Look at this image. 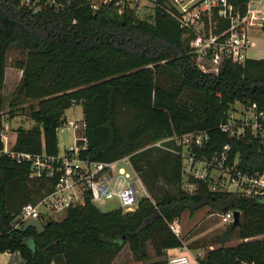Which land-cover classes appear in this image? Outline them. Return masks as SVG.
Returning a JSON list of instances; mask_svg holds the SVG:
<instances>
[{
    "label": "trees",
    "instance_id": "trees-1",
    "mask_svg": "<svg viewBox=\"0 0 264 264\" xmlns=\"http://www.w3.org/2000/svg\"><path fill=\"white\" fill-rule=\"evenodd\" d=\"M120 0L96 6L91 0H42L33 12L20 0H0V90L7 54L20 50L22 78L9 103L11 114L25 115L29 128L19 127L12 151L59 155L58 129L75 105L83 110L88 150L97 162L129 157L137 161L152 152L163 157L166 181H177V193L165 190L155 199L141 198L133 211L102 212L88 200L56 221L16 218L28 204H37L54 186L51 179L31 177V165L2 153L0 140V253L19 252L24 264H113L128 246L138 262L183 248L184 239L169 227L185 212L194 216L205 207L226 214L239 211V225L230 224L219 248L208 250L199 264H264V197L228 192L210 180L192 178L193 193L181 188L182 156L153 146L173 136L205 131L208 140L195 147L197 158H209L229 145V161L243 173L264 172V138L246 131L232 139L221 130L237 102L257 104L264 111V58L244 64L224 61L217 74L200 71L169 0H154L153 22L138 19ZM244 7L248 0H230ZM124 2V0H123ZM2 127L0 131H2ZM169 168V167H168ZM141 178V177H140ZM142 181V180H141ZM151 192V183L143 177ZM193 214V215H192ZM241 242L225 247L234 234ZM158 264V263H150Z\"/></svg>",
    "mask_w": 264,
    "mask_h": 264
},
{
    "label": "built area",
    "instance_id": "built-area-1",
    "mask_svg": "<svg viewBox=\"0 0 264 264\" xmlns=\"http://www.w3.org/2000/svg\"><path fill=\"white\" fill-rule=\"evenodd\" d=\"M41 2L42 0H20L21 5L35 13L42 8ZM175 2L180 4V9L170 3L179 13L176 18L187 31L186 36L194 34L190 48L198 61L196 66L204 70L199 69L200 71L217 74L224 61L244 64L249 59L248 53L252 48L249 31L253 28L264 29V0H248L244 7L235 5L230 0H188L184 4L179 0ZM122 3L123 0H120L117 5ZM236 104L243 105L242 111L237 112L238 107L234 108L228 121L221 125V130L232 139L243 138L246 131L257 138H264V111H260L255 103ZM234 113H239L240 117L235 119ZM68 125L74 131L75 146L63 155L52 157L44 153H17L7 148L2 151L18 162H29L31 177L54 181L52 192L39 203L26 205L17 220L38 221L48 217L46 210L67 213L72 208L85 205L88 200L94 204H102L114 199L123 211H133L141 198L149 197L140 177L132 168L129 157L111 163L91 160L84 155L89 146L85 135L86 124L80 120L69 121ZM207 140V133L200 131L175 135L156 142L153 146L181 155L182 158L186 152L188 165L186 169L183 167L182 183L187 193L196 190V185L191 180L195 178L210 180L213 191H217V186L220 185L226 188L225 191L246 197H264V172L243 173L237 159L232 163L229 161V145L209 158H197L192 153L195 147H203ZM122 164L130 167L131 171ZM209 170H217L221 177L215 180L209 175ZM222 217L231 224L234 212L229 211ZM169 227L180 237L179 219L170 223ZM169 264L193 262L186 255H178Z\"/></svg>",
    "mask_w": 264,
    "mask_h": 264
},
{
    "label": "rangeland",
    "instance_id": "rangeland-1",
    "mask_svg": "<svg viewBox=\"0 0 264 264\" xmlns=\"http://www.w3.org/2000/svg\"><path fill=\"white\" fill-rule=\"evenodd\" d=\"M112 0H91L93 4H95L97 7L102 4L110 3ZM188 0H179L181 4L186 3ZM170 2L180 9V4L176 3L175 0H170ZM128 6L131 10L134 11L135 16L140 20H148L150 22H153L154 17V4L152 3V0H124L122 3L121 11L124 8V6ZM250 40L252 48L249 51V58L251 59H263L264 58V29L259 28H253L250 31ZM191 34V33H190ZM194 34H191V36H185L188 41L189 46L191 39L193 38ZM192 53V52H191ZM193 54V53H192ZM194 55V54H193ZM196 64L198 63L196 57H193ZM25 60V55L18 49L12 48L8 51L7 54V78H6V86H4L0 90V128H4V124L8 122V120L11 118V113L9 103L12 101V93L16 91L17 87L20 84L21 81V71L22 69L19 68V62ZM198 69H202V67H197ZM206 70V69H205ZM204 71V70H203ZM30 104H33L34 107L37 106V103H30L28 102L27 105L24 106V110H26L25 116L27 117V120L32 121L35 123L31 117L28 110V106ZM237 108V112H241L243 109V105L241 104H235L234 108ZM15 113V109H11ZM235 119L240 117V114H233ZM66 122L58 129V143H59V154L63 155L67 150L73 148L75 145V139H74V131L71 129V127L68 125L69 121H80L83 120V111L82 107L80 105L73 106L69 111L65 113ZM22 127V126H20ZM1 134V131H0ZM5 148V147H4ZM163 157H161V154H158L157 152H152V154L146 158L144 161H137V164L139 166V169H141V173L138 174L140 179L143 181V177L146 178L147 182L151 183L152 190L151 192L147 191V193L150 195L151 199H155V194L160 196L165 190L170 191L171 193H177L180 188V183L175 181H166L162 173L164 170L167 171V173H170L172 171V164H170L168 167H165V164L163 166ZM136 161L132 160V165L135 167ZM182 166L185 167L188 165V159L186 157V152L184 155V158H182ZM184 169V168H183ZM128 170L131 171L130 168ZM186 173V170L184 171ZM209 175L214 177L215 180H218L221 177V173H219L217 170H209ZM145 185V183H144ZM146 186V185H145ZM220 186V185H219ZM181 188H183V183L181 184ZM220 189H226L224 187L220 186ZM96 207L100 209L102 212H110L116 209H120L121 206L118 203V201L112 199L107 200L104 203H95ZM217 211L211 210L210 207H205L201 209L198 213V217L194 218V216H189V213L185 212L182 221L180 222V225H182V234L180 237H184L186 233L189 231H193L198 233L200 231L204 232L205 230L209 229L212 226L221 225L220 231H226L227 227L230 225L229 222H225L224 218L222 216H219L216 214ZM46 214L49 218H52L56 221L62 220L66 213H54L53 211L46 210ZM215 214V215H212ZM193 215V214H192ZM209 215H212L211 217ZM208 218L207 221L205 219ZM192 219V221H191ZM30 222V221H28ZM36 222V221H31ZM211 222V225L208 223ZM196 224V225H195ZM210 225V226H209ZM214 233L219 232H211L209 236H207L206 240L207 242H211L214 239H217L216 235ZM218 235V234H217ZM186 255V254H185ZM188 256V254H187ZM174 255H170L166 253L165 256L159 258L155 256L154 249L152 245L148 247V259L144 262H138L135 260L133 254L130 252L129 247L126 246L123 251L117 256L116 261L114 264H150V263H158V264H169L170 260L174 258ZM192 261V260H191Z\"/></svg>",
    "mask_w": 264,
    "mask_h": 264
},
{
    "label": "crops",
    "instance_id": "crops-1",
    "mask_svg": "<svg viewBox=\"0 0 264 264\" xmlns=\"http://www.w3.org/2000/svg\"><path fill=\"white\" fill-rule=\"evenodd\" d=\"M21 76H22V71H21ZM6 78H7V73H6ZM6 78H5L4 86H6L7 84ZM33 125L34 123L30 120H27V117L24 114L19 113V112H16V114H11V118L8 120V122L4 124V128L2 129L1 134H0V140L3 143L4 147L7 149H12L18 137L16 130L20 126H22L23 128L29 129ZM122 165L126 166L125 164H122ZM128 168L130 167H127V169ZM187 213L189 212L187 211ZM198 213L199 212L196 213L194 218L198 217L197 216ZM216 214H218L219 216L223 215L219 213H216ZM212 215H215V214H212ZM212 215H209V216L211 217ZM189 216H190V213H189ZM182 217L180 219V222L182 221ZM207 220L208 218L205 219V221ZM225 222H228V221L225 220ZM208 223L211 225V222H208ZM220 226L221 225L212 226L209 229L205 230L204 232L200 231L198 233L196 232L193 233V231H189L188 233H186L184 237H182L184 239L183 248L168 250L167 253L170 255H174L175 257L178 255H185V254L187 256L188 254V257L192 260L193 264H199V259H202L208 250H213L221 246L222 241L219 239H214L211 242H207L206 240L207 236H209L211 232H215V231L219 232V233H214V235L217 236L216 238L223 236L225 231H220V228H221ZM182 230L183 228L181 225V234H182ZM240 242L241 240L238 238V235L235 233L229 240L225 242V247L235 246L239 244ZM0 264H24V260L21 257L19 252H14V253L4 252V253H0Z\"/></svg>",
    "mask_w": 264,
    "mask_h": 264
},
{
    "label": "water",
    "instance_id": "water-1",
    "mask_svg": "<svg viewBox=\"0 0 264 264\" xmlns=\"http://www.w3.org/2000/svg\"><path fill=\"white\" fill-rule=\"evenodd\" d=\"M240 216H241V214H240L239 211H235V212H234V221H233V226H234V227L237 226V225H239V222H240Z\"/></svg>",
    "mask_w": 264,
    "mask_h": 264
}]
</instances>
